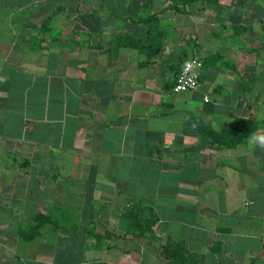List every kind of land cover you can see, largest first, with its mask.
Returning a JSON list of instances; mask_svg holds the SVG:
<instances>
[{"label":"crops","instance_id":"obj_1","mask_svg":"<svg viewBox=\"0 0 264 264\" xmlns=\"http://www.w3.org/2000/svg\"><path fill=\"white\" fill-rule=\"evenodd\" d=\"M221 3L0 0V264H175L138 208L197 264H264V26Z\"/></svg>","mask_w":264,"mask_h":264},{"label":"rangeland","instance_id":"obj_2","mask_svg":"<svg viewBox=\"0 0 264 264\" xmlns=\"http://www.w3.org/2000/svg\"><path fill=\"white\" fill-rule=\"evenodd\" d=\"M174 2V0H172ZM179 1L178 5H181L184 8H187L188 6H192L195 5L197 3H200L201 6L203 7L205 4L207 5L208 3H206L205 1H196L193 3H184L182 2L183 0H177ZM176 2V1H175ZM225 3V6L228 7V10H234V11H241L242 6H247L250 8L249 9V13H250V17L253 18H258V22L262 24V26H264V0H219L217 3L213 4V6H219L222 3ZM228 3V4H226ZM230 3L234 4V5H230ZM236 5V6H235ZM232 7V8H231ZM239 8V9H238ZM253 16H252V13ZM252 22L255 24V21L252 20ZM264 32V31H263ZM135 214L137 213L138 215V220L139 223L142 224L141 227L138 228H131L130 234L134 235L135 240L137 242H146V244H144L143 247H147L152 249L154 251V253H158L159 255H165V256H170L172 257L170 251H168L166 249V247H174L172 245L171 242H167L163 245H161L163 242L161 240V238L158 236L157 237V232L155 231V228L153 227H149V223L150 221L153 219L150 210H147L145 208H138L135 209ZM189 257V256H188ZM193 256H190L189 258H192Z\"/></svg>","mask_w":264,"mask_h":264},{"label":"built area","instance_id":"obj_3","mask_svg":"<svg viewBox=\"0 0 264 264\" xmlns=\"http://www.w3.org/2000/svg\"><path fill=\"white\" fill-rule=\"evenodd\" d=\"M204 61L197 56L190 57L177 74L174 92H187L197 90L200 84V74ZM208 100V98H207Z\"/></svg>","mask_w":264,"mask_h":264},{"label":"trees","instance_id":"obj_4","mask_svg":"<svg viewBox=\"0 0 264 264\" xmlns=\"http://www.w3.org/2000/svg\"><path fill=\"white\" fill-rule=\"evenodd\" d=\"M176 1V2H175ZM181 1V0H180ZM196 1H205L206 3L213 5L215 3H217L219 0H183L182 2L184 3H193ZM179 1L174 0L175 4H179ZM129 222H130V227H134V228H138L141 227L142 224L139 223L138 220V215L137 213L135 214L134 210L130 211L129 214ZM157 222V220L155 218H153L150 223H149V227H152L155 223ZM166 249L171 253L173 260L175 262V264H197V258L196 257H192L189 258L190 256H192V254H190V256L188 257L185 253H184V249L182 247H178V248H174V247H166Z\"/></svg>","mask_w":264,"mask_h":264},{"label":"clouds","instance_id":"obj_5","mask_svg":"<svg viewBox=\"0 0 264 264\" xmlns=\"http://www.w3.org/2000/svg\"><path fill=\"white\" fill-rule=\"evenodd\" d=\"M260 118L264 119V114H262ZM247 142L253 148L264 149V130L250 133L247 138Z\"/></svg>","mask_w":264,"mask_h":264}]
</instances>
